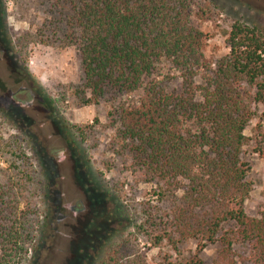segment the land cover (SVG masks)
<instances>
[{
  "label": "trees",
  "instance_id": "trees-1",
  "mask_svg": "<svg viewBox=\"0 0 264 264\" xmlns=\"http://www.w3.org/2000/svg\"><path fill=\"white\" fill-rule=\"evenodd\" d=\"M43 3L49 20L39 30L46 37L40 42L49 43L53 37L60 48L76 50L82 72L76 97L88 106L102 100L109 103L107 119L115 133L116 154L129 158L146 183L172 194V205L159 223L152 212L144 211L140 228L160 232L153 247L166 242L177 253V246L189 241L197 243L198 252L218 245L219 258L213 264H235L231 252L239 242L249 250L248 264H264V206L255 218L244 212L250 189L245 183L249 169L242 160L243 150L251 147L264 161V111L252 138L244 135L258 117V107L264 110V37L235 22L226 40L228 55L205 62V36L193 20L204 14L194 12L192 0ZM0 47L6 55L12 51L3 0ZM10 60L18 71L11 78L13 85L29 81L26 69L19 71L18 61ZM162 60L179 74V88L168 79L158 80L156 66ZM38 96L44 99L41 93ZM51 120L78 165L72 128L54 117ZM75 173L100 203L104 192L86 187L90 182L81 166ZM23 176L19 186L25 189L28 180ZM12 190L10 180L0 185V264L27 262L30 236ZM114 233L107 232L106 239ZM100 242L97 237L91 244ZM118 253L119 249L107 251L94 264H118ZM80 260L78 264H84L87 259ZM128 264L149 263L133 258ZM156 264L181 263L163 255Z\"/></svg>",
  "mask_w": 264,
  "mask_h": 264
},
{
  "label": "rangeland",
  "instance_id": "rangeland-1",
  "mask_svg": "<svg viewBox=\"0 0 264 264\" xmlns=\"http://www.w3.org/2000/svg\"><path fill=\"white\" fill-rule=\"evenodd\" d=\"M192 1L194 12L204 14L193 20L205 36V62L228 55L226 40L235 22L264 37V0ZM3 4L12 51L6 55L0 47V185L10 180L15 205L25 218L19 220L30 236L24 264H78L81 258L87 259L84 264H94L107 251L118 249V264H128L133 258L156 264L163 255L181 264L216 262L218 245L198 252L197 243L189 241L178 245L177 253L166 242L153 247L152 240L160 232L140 228L144 211L152 212L159 223L161 214L172 205V194L146 183L132 169L129 158L116 154L112 144L115 133L107 119L109 103L102 100L88 106L76 97L82 77L76 50L60 48L53 37L48 38L49 43L40 42L46 37L39 30L49 20L43 0H3ZM10 58L18 61L19 71L26 69L29 81L13 85L11 78L18 71ZM155 75L175 87L181 84L179 74L165 60L156 66ZM196 100H200L198 96ZM257 111L258 117L244 131L248 138L264 110L258 107ZM53 117L72 128L78 165L53 125ZM242 160L249 169L245 183L250 189L244 212L255 218L264 206V161L251 147L243 150ZM80 166L90 182L86 187L104 192L100 203L76 180ZM23 175L28 180L25 189L19 186ZM111 231L115 233L107 240L106 233ZM97 237L100 244L92 245ZM231 258L235 264H248L246 245L236 243Z\"/></svg>",
  "mask_w": 264,
  "mask_h": 264
},
{
  "label": "flooded vegetation",
  "instance_id": "flooded-vegetation-1",
  "mask_svg": "<svg viewBox=\"0 0 264 264\" xmlns=\"http://www.w3.org/2000/svg\"><path fill=\"white\" fill-rule=\"evenodd\" d=\"M13 100V99H12Z\"/></svg>",
  "mask_w": 264,
  "mask_h": 264
}]
</instances>
